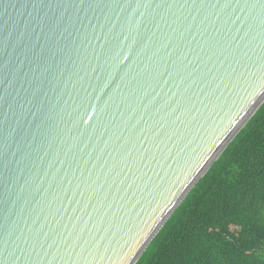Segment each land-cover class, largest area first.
Here are the masks:
<instances>
[{
    "label": "water",
    "instance_id": "1",
    "mask_svg": "<svg viewBox=\"0 0 264 264\" xmlns=\"http://www.w3.org/2000/svg\"><path fill=\"white\" fill-rule=\"evenodd\" d=\"M264 103V0H0V264H136Z\"/></svg>",
    "mask_w": 264,
    "mask_h": 264
},
{
    "label": "trees",
    "instance_id": "2",
    "mask_svg": "<svg viewBox=\"0 0 264 264\" xmlns=\"http://www.w3.org/2000/svg\"><path fill=\"white\" fill-rule=\"evenodd\" d=\"M136 264H264V103Z\"/></svg>",
    "mask_w": 264,
    "mask_h": 264
}]
</instances>
